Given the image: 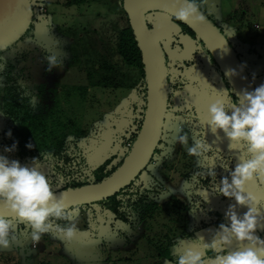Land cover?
<instances>
[{
    "label": "rangeland",
    "instance_id": "rangeland-1",
    "mask_svg": "<svg viewBox=\"0 0 264 264\" xmlns=\"http://www.w3.org/2000/svg\"><path fill=\"white\" fill-rule=\"evenodd\" d=\"M30 1L37 16L32 40L35 61L28 65L30 77L25 85L41 84L45 89L43 100L33 98L35 114L50 116L53 109L66 122L88 123V138L82 145L86 156L98 164L114 150L117 157L113 165L118 164L129 148L128 144L120 145L124 142L121 136L129 139L137 131L145 104L137 88L140 72L125 64L116 50L121 30L130 23L121 0ZM201 5L232 47L239 51L252 48L264 59V0H201ZM146 20L154 29L172 73V102L163 141L153 164L135 180L137 186L149 192L156 211L132 225L107 218L99 205L72 207L69 210L74 213L77 232L71 239L46 232L33 240L27 222H12L17 239L0 246V264H175L161 256L165 247L175 258L188 248L205 251L195 238L216 230L203 225L212 216L202 205L214 208L221 223L229 222L225 212L229 204L236 203L235 199L219 194L215 185L228 175L221 163L228 162L229 170L233 168L245 146L229 149L230 141L222 130L213 134L204 124L207 105L213 99L219 96L231 101L226 84L199 41L181 33L167 14L150 12ZM51 55L58 63L49 68L46 58ZM243 60L249 63V59ZM107 62L117 68L116 83L132 87L105 89L102 85L112 83H105V76L112 78L114 72L95 70ZM255 81L257 86L264 83V75ZM80 85L88 86L84 97ZM6 120L3 116L0 119V133L9 127ZM182 134L189 137V144L205 134L212 148L203 157L189 156L179 141ZM213 164L217 177L212 189H196L195 169L208 170ZM41 169L46 174L49 171L46 165ZM247 190L264 204V181L250 182ZM237 211L243 213L246 206H238ZM21 223L25 226L19 228ZM257 234L264 237V229Z\"/></svg>",
    "mask_w": 264,
    "mask_h": 264
},
{
    "label": "clouds",
    "instance_id": "clouds-1",
    "mask_svg": "<svg viewBox=\"0 0 264 264\" xmlns=\"http://www.w3.org/2000/svg\"><path fill=\"white\" fill-rule=\"evenodd\" d=\"M176 3L179 5L175 13L178 20H206L201 11V0H176ZM46 59L49 68L58 63L55 55ZM237 74L236 69L225 72L226 76ZM232 94L234 98L230 102L218 96L207 105L204 124L213 134L218 135L222 130L230 141L229 149L236 150L234 145L239 144L245 146L233 168L229 170L228 162L221 163L228 175L222 176L215 185L219 194L234 198L236 203L229 204L225 212L229 222L219 224L211 242H205L203 236L195 238L201 241L204 250H210L211 255L197 248H188L176 258L175 264H264V237L257 234L259 229H264V204L247 190L250 182L264 181V83L252 90L244 89L240 94L232 91ZM5 136H13L10 128ZM188 140L187 135L179 137L189 156L203 157L212 148L205 134L193 139L191 144ZM18 143L13 140L3 147V151L15 152ZM25 147L31 149L33 144L29 141ZM51 155L50 152H40V157H33L29 165L0 154V205L14 213L19 221L27 222L33 240H39L46 232L71 239L77 232L73 211L68 209L63 194H57L53 182L41 169V160ZM214 165L202 175L215 180ZM238 206H246V211L238 212ZM15 239L17 234L12 221L0 215V246H8Z\"/></svg>",
    "mask_w": 264,
    "mask_h": 264
},
{
    "label": "trees",
    "instance_id": "trees-1",
    "mask_svg": "<svg viewBox=\"0 0 264 264\" xmlns=\"http://www.w3.org/2000/svg\"><path fill=\"white\" fill-rule=\"evenodd\" d=\"M123 1L124 0L120 1L122 8ZM68 4L72 3L69 2ZM202 5L201 10L204 13ZM32 8L34 10V18L28 31L19 41L0 52V119L2 116L5 117V119L8 118V120H6V123L9 124V127L5 128L0 133V154L7 155L10 159H18L23 164H31L33 157H40V152H50L52 154L51 157L46 160L42 159L40 163L41 165H46L49 167L47 175L53 182L55 191L79 188L100 183L101 181L111 176L123 163L124 159L128 155L135 140L138 137L146 112V71L143 55L140 50L136 35L130 23H128V25L120 32L119 43L116 50L118 52V56L123 59L125 64H127L129 67L136 68L141 74L140 84L137 88L145 100L142 112L143 117L139 121L140 123L138 125L137 131L132 133L129 139H127L125 135L121 136V140L124 139V142H121L120 145L128 144L129 146L128 151L123 156L121 161L118 164L113 165V161L117 157V152L113 150L108 157H105L100 163L96 164L89 160L88 156H86L84 152V147L82 146L88 138V123L84 125L73 120L66 122L65 120H62L60 118L61 114H58L60 112L54 111L53 109H50V116L48 114L50 119L49 121H47L48 116H39L34 112L35 103L33 102V98L36 96L40 98L44 96L45 89L44 85L41 84L32 85L30 87H26L25 85L26 80L30 77V75L26 72L29 68L28 65L29 63L35 61V50L33 48L32 40L35 39V22L37 20V16L35 14L36 8L33 4ZM156 13L161 14L162 12L157 11ZM169 17L173 21V23L178 26L181 33L187 34L199 41L210 61L219 70L226 84L228 94L230 98L233 99L234 97L232 91L234 94L235 92L228 83L227 79L224 77L217 62L215 61L207 47L202 43V41L190 27H188L181 20H178L175 17ZM146 22L149 25L147 20ZM149 27L154 32L152 25H149ZM234 50L238 54V57L241 60L242 64L245 66L246 71L252 79L253 83L255 84V86H257L255 79L264 75V59L259 54V52L253 50L252 48L243 49L241 51L234 48ZM243 57L249 59L248 64L244 62ZM165 59L166 61H168L167 57H165ZM102 70L114 72V74H112L111 76L112 78L105 76V83H108V80L112 82L111 85H102L105 87V89H109V87L111 86L113 89H116L118 87H132L131 85L116 83L115 74L117 72V68H115V65L109 64L107 62L105 64L99 65L95 72ZM168 73L169 101L166 121L168 119L170 105L172 102L171 70L170 72L168 71ZM127 78L129 77L127 76ZM79 89L82 90V96L84 97V95L88 91V86L80 85ZM43 99L44 98H41L40 100ZM9 128L13 133V136L11 138L5 136V132ZM13 140H17L19 142L17 150L12 153H5L3 151V147L5 145H10ZM29 141H31V143L33 144V147L31 149L25 147V144ZM162 141L163 138L161 137L159 144H161ZM157 150L158 149H156L155 153H157ZM152 164L153 159L151 160L149 166H151ZM195 171L198 177L196 189L210 191L214 186L216 179L213 180L211 177H205L204 175H202V173L207 172V169L203 167L197 168L195 169ZM148 194V191H143L139 186L135 184L134 181L128 187L122 189L117 194L111 197L97 203L86 205H99L107 218L112 217L113 220H120L124 223L134 225L135 223L143 220L150 212L152 213L157 209L155 202L149 199ZM199 203L202 204L200 201ZM197 207H195L194 205L193 208ZM202 207L212 216L210 221H203V225L206 227L214 226L217 229L219 224L221 223L220 220L222 221V219L219 218L218 212L214 208H208L205 204L202 205ZM210 215L208 214V216ZM9 219L14 223L19 222L18 218ZM56 222L64 223L63 221ZM222 223H226L225 220ZM24 226L25 223H21L19 228H22ZM214 231L210 234H207L206 236H203L205 242H211ZM185 234L187 235V237L190 236V234H188L187 232ZM197 243L199 244L200 248L203 249L201 241L197 240ZM205 253L206 255H211L210 250H205ZM161 256L166 257L169 261L175 263L176 258L174 254L167 247L163 249Z\"/></svg>",
    "mask_w": 264,
    "mask_h": 264
},
{
    "label": "water",
    "instance_id": "water-1",
    "mask_svg": "<svg viewBox=\"0 0 264 264\" xmlns=\"http://www.w3.org/2000/svg\"><path fill=\"white\" fill-rule=\"evenodd\" d=\"M176 0H124L130 25L143 55L147 80V106L141 130L121 166L100 183L56 191L63 194L69 208L100 202L128 187L150 164L161 140L168 112V68L164 51L146 22L150 12H162L176 18ZM203 13V12H202ZM204 14V13H203ZM205 15V14H204ZM204 22L182 21L207 47L235 94L256 86L238 54L219 28L205 15ZM34 18L30 0H0V52L19 41ZM236 69L237 75H225ZM0 215L17 218L3 205Z\"/></svg>",
    "mask_w": 264,
    "mask_h": 264
}]
</instances>
